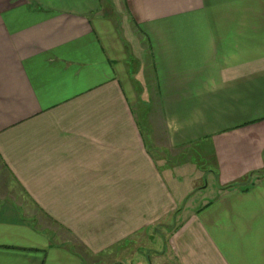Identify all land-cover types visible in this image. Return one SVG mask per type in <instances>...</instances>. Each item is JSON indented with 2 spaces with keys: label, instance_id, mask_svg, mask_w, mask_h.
Here are the masks:
<instances>
[{
  "label": "crops",
  "instance_id": "crops-1",
  "mask_svg": "<svg viewBox=\"0 0 264 264\" xmlns=\"http://www.w3.org/2000/svg\"><path fill=\"white\" fill-rule=\"evenodd\" d=\"M0 163V264H264V0H0Z\"/></svg>",
  "mask_w": 264,
  "mask_h": 264
},
{
  "label": "rangeland",
  "instance_id": "rangeland-1",
  "mask_svg": "<svg viewBox=\"0 0 264 264\" xmlns=\"http://www.w3.org/2000/svg\"><path fill=\"white\" fill-rule=\"evenodd\" d=\"M144 118L142 119L143 120L142 124H143V127L145 128V133L147 134L146 120ZM150 147H151V150L153 151L160 167H162L161 165H164V164H170V166H171L172 164L180 162V160L182 162V165L187 166L188 164L184 160L189 159L191 156L194 160H196L198 168H200L201 170H204L207 167H210V165H212L211 162L209 161L210 158L208 160L206 159V156L204 155L205 151L200 150V146L194 147V145H193L191 147H187V148L181 150V155L178 154L176 156L174 155L171 157H170V155H172L173 152H171L170 155L168 153L169 156H165L163 154L165 152H162V149L158 148L153 143L151 144ZM201 151H202V154H201ZM161 159H164V160L160 161ZM186 171H187L186 176L181 174V183L183 181L184 186L187 185V187H184L185 190H182L184 192V196H185V200H183L184 204H182L183 205L182 211L189 213L190 211H192L193 208L200 206L203 202H205L206 200L209 201L215 196V194L217 192V183H216V179L212 175V173L210 174L209 172H207V175L206 176L204 175V177H203V175L200 176L197 174H193L194 170L191 168L186 170ZM2 172L3 171L1 170V163H0V181L3 183V185H7L6 180L3 178L4 175ZM191 174H192V178H196V182H198L197 187H200L197 190L193 186L194 183L191 181L192 180L190 178ZM9 181L11 182V179H9ZM206 185H207L206 189L201 188V187H205ZM155 237H156L155 244H157L158 247L156 246L154 248H156L159 252H161L162 249L165 248L164 247L165 245H164V243H163V241L159 235H156ZM161 243L163 244V246ZM151 246H155V245H153V243H151V241H148V240L141 241L140 242V249L137 251L133 250V255H132L133 257H131L129 255V253H132V251L125 253L126 254L124 257L125 258V264H148L147 257H144L141 253H143L147 249H150ZM116 260L114 257H111L108 260V262L109 261L113 262ZM171 261H174L173 258H171ZM171 261L168 260L167 258H162V256H156L155 254H153V259H152L153 264H157V263L158 264H170V263L173 264ZM99 262L103 263V261H99ZM137 262H139V263H137ZM105 264H107V263H105Z\"/></svg>",
  "mask_w": 264,
  "mask_h": 264
}]
</instances>
